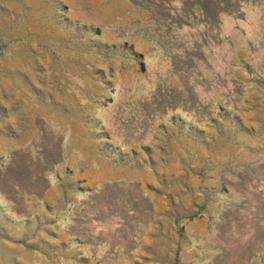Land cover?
Masks as SVG:
<instances>
[{
	"label": "rangeland",
	"instance_id": "374dc122",
	"mask_svg": "<svg viewBox=\"0 0 264 264\" xmlns=\"http://www.w3.org/2000/svg\"><path fill=\"white\" fill-rule=\"evenodd\" d=\"M0 264H264V0H0Z\"/></svg>",
	"mask_w": 264,
	"mask_h": 264
}]
</instances>
